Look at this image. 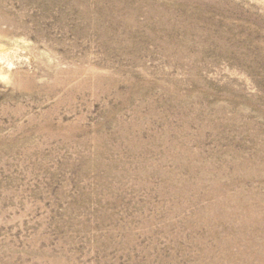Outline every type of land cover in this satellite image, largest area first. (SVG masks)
<instances>
[{
    "label": "rangeland",
    "instance_id": "obj_1",
    "mask_svg": "<svg viewBox=\"0 0 264 264\" xmlns=\"http://www.w3.org/2000/svg\"><path fill=\"white\" fill-rule=\"evenodd\" d=\"M0 264H264V0H0Z\"/></svg>",
    "mask_w": 264,
    "mask_h": 264
}]
</instances>
